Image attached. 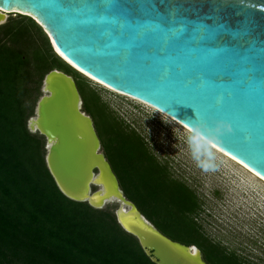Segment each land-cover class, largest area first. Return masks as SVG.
Here are the masks:
<instances>
[{
	"label": "water",
	"instance_id": "1",
	"mask_svg": "<svg viewBox=\"0 0 264 264\" xmlns=\"http://www.w3.org/2000/svg\"><path fill=\"white\" fill-rule=\"evenodd\" d=\"M96 4H115L118 15L96 16L88 7ZM1 9L28 13L77 73L164 113L264 178V0H0V24ZM41 89L27 128L44 137L58 190L96 209L115 202L117 223L155 264H207L126 198L73 76L51 69Z\"/></svg>",
	"mask_w": 264,
	"mask_h": 264
},
{
	"label": "trees",
	"instance_id": "2",
	"mask_svg": "<svg viewBox=\"0 0 264 264\" xmlns=\"http://www.w3.org/2000/svg\"><path fill=\"white\" fill-rule=\"evenodd\" d=\"M30 18V17H29ZM31 19V18H30ZM0 25V264H155L117 223L116 206L96 209L65 197L45 164L44 137L27 128L32 84L51 69L73 75L102 151L127 199L164 235L195 243L185 183L144 138L114 116L99 94L53 52L41 27ZM207 264H245L228 250H200Z\"/></svg>",
	"mask_w": 264,
	"mask_h": 264
},
{
	"label": "rangeland",
	"instance_id": "3",
	"mask_svg": "<svg viewBox=\"0 0 264 264\" xmlns=\"http://www.w3.org/2000/svg\"><path fill=\"white\" fill-rule=\"evenodd\" d=\"M29 20L31 19L25 15L9 12L5 22L0 25L7 22L23 24L37 37L36 28ZM41 30L46 35L43 28ZM77 74L78 79H83L88 88L99 94L118 120L144 138L151 152L159 160L166 162L173 174L182 177L192 186L197 184V190L201 194H208L204 207L211 211V221L206 218L205 223H202L207 233L221 240L224 246L231 249L228 251L233 252L245 264H264V245L261 241L264 240V185L243 166L222 156L171 119ZM73 78L77 80L74 76ZM37 82L36 80L32 84L33 112L37 100L43 94L42 80L40 84ZM194 139H199L205 150H212L214 160L205 162L202 158L201 163H197L193 158ZM213 190L218 192L219 197L212 194ZM107 205L117 206L115 202L105 206Z\"/></svg>",
	"mask_w": 264,
	"mask_h": 264
},
{
	"label": "flooded vegetation",
	"instance_id": "4",
	"mask_svg": "<svg viewBox=\"0 0 264 264\" xmlns=\"http://www.w3.org/2000/svg\"><path fill=\"white\" fill-rule=\"evenodd\" d=\"M170 174L173 178L183 181L185 183V186L187 187V190H189L191 194L192 208H191L190 216L192 218V222L195 227V231H193L194 234L193 239L195 240V243H193L192 245L197 247L199 250H203V249L214 250V247L218 250H231L226 246H224L221 240L215 239L213 236L207 233V231L204 228V225L202 224L205 223L204 219L206 218H209L211 221V215H212V214L210 215L211 211L204 207L205 202H207L208 194L207 193L201 194L197 190L198 188L197 184L192 186L188 182L184 181L182 177L173 174V172H170ZM212 194L219 197L218 192L215 190L212 191ZM261 241L263 243L262 245H264V240Z\"/></svg>",
	"mask_w": 264,
	"mask_h": 264
},
{
	"label": "bare ground",
	"instance_id": "5",
	"mask_svg": "<svg viewBox=\"0 0 264 264\" xmlns=\"http://www.w3.org/2000/svg\"><path fill=\"white\" fill-rule=\"evenodd\" d=\"M2 10V14H4V17L6 16L7 17V14L9 13V12H20L21 14H23V15H28V13H25V12H21V11H17V10H15V9H13V10H5V9H1ZM30 15V14H29ZM4 19L3 18H0V23L3 21ZM61 56V55H60ZM62 57V56H61ZM62 58H64V57H62ZM64 60L65 61H67L68 63H70L68 60H66L65 58H64ZM71 64V63H70ZM72 65V64H71ZM73 67H75L74 65H72ZM76 68V67H75ZM77 69V68H76ZM79 70V69H78ZM80 72H82L81 70H79ZM83 74H85V75H87V76H89L88 74H86V73H84V72H82ZM90 77V79L92 78L91 76H89ZM92 80L94 81V82H96V83H98V81L97 80H95L94 78H92ZM99 84V83H98ZM100 85H104V84H100ZM103 87H105V88H107V89H110L109 87H107V86H103ZM110 90H112V89H110ZM112 91H114V92H116V93H118V94H120V95H123V96H126V95H124V94H122V93H120V92H117V91H115V90H112ZM126 97H128V98H130V99H133V100H135V101H137V102H139V103H142V102H140L139 100H136V99H134V98H132V97H130V96H126ZM142 104H144V103H142ZM144 105H146V106H148V107H150V108H152V109H154L153 107H151V106H149V105H147V104H144ZM155 111H157L156 109H154ZM157 112H159V111H157ZM160 114H162L163 116H165V114L164 113H162V112H159ZM165 117H167V116H165ZM167 118H169V117H167ZM169 119H171V118H169ZM173 120V119H172ZM173 122H175V121H173ZM175 123H177V122H175ZM178 124V123H177ZM185 129H187L186 127H185ZM188 130V129H187ZM189 132H191L190 130H188ZM192 134H194L193 132H191ZM196 137H198V138H200L199 136H197L196 134H194ZM202 141H204L206 144H208L212 149H214L216 152H218V153H220V154H222V156H224V157H226V158H228V159H230V160H232V161H234L235 163H237V164H240L241 166H243V168H245L247 171H248V173H250V175L252 176V177H254L258 182H260V184H262V185H264V178H262L261 176H259L258 174H256L255 172H253L252 170H250L248 167H246L245 165H243L241 162H239L238 160H236L235 158H233V157H231L230 155H228L227 153H225V152H223L222 150H220V149H218L217 147H215L214 145H212L211 143H209V142H207L206 140H203L202 138H200ZM248 186H250V185H248ZM252 189H253V187L252 186H250Z\"/></svg>",
	"mask_w": 264,
	"mask_h": 264
},
{
	"label": "clouds",
	"instance_id": "6",
	"mask_svg": "<svg viewBox=\"0 0 264 264\" xmlns=\"http://www.w3.org/2000/svg\"><path fill=\"white\" fill-rule=\"evenodd\" d=\"M86 78H88V77H86ZM192 144L194 146V148H193V158L197 161L198 164L201 163L202 158L205 159V162L214 160V154L212 153V150L210 148L205 150V147L201 144L199 139H194L192 141Z\"/></svg>",
	"mask_w": 264,
	"mask_h": 264
},
{
	"label": "snow or ice",
	"instance_id": "7",
	"mask_svg": "<svg viewBox=\"0 0 264 264\" xmlns=\"http://www.w3.org/2000/svg\"><path fill=\"white\" fill-rule=\"evenodd\" d=\"M92 13L96 16H115L118 15L117 5H107V4H96L88 6Z\"/></svg>",
	"mask_w": 264,
	"mask_h": 264
}]
</instances>
